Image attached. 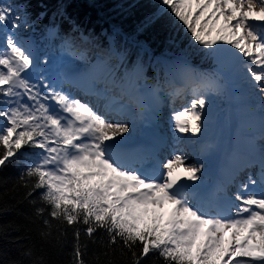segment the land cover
<instances>
[{
  "label": "snow or ice",
  "instance_id": "obj_1",
  "mask_svg": "<svg viewBox=\"0 0 264 264\" xmlns=\"http://www.w3.org/2000/svg\"><path fill=\"white\" fill-rule=\"evenodd\" d=\"M158 4L144 27L167 13L190 46L206 50L222 66H239L248 89L264 96V0H158ZM31 27L26 7L0 2V167L23 157L21 182L31 189L28 196L41 190L39 199L45 205L37 207L35 215L51 218L43 219L47 231L41 237L51 236V221L58 222L60 236L66 234L61 225L72 226L69 264H91L85 260L87 242H81V235L96 243L97 229L107 236L102 247L118 245L122 254H131V264H143L153 253L164 264H264V149L259 180L248 174L237 181L251 162L233 164L225 175L219 190L235 186L227 197L229 212L234 208L235 214L226 215L219 204L211 211L213 205L187 183L199 179L203 165H185V158L175 155L163 162V170L159 164L132 167L117 139L130 131V124L108 118L110 113L125 118L142 114L149 101L154 108L165 88L173 89L167 93L173 97L190 88V100L173 119L179 132L200 133L207 105L203 93L216 89L214 78L184 63L179 73L184 88L174 86V65H167L162 82L149 83L138 53L100 49L87 72L58 74V81L95 97L94 106L56 86L42 72L37 78L33 72L40 59L37 45L19 31ZM56 35L55 30L47 32V37ZM80 38L88 42L82 33ZM61 47L76 59L89 60L74 36L63 37ZM192 50L195 54L197 49ZM113 57L117 63H112ZM97 73L107 85L103 90L96 87ZM261 108L264 118V103ZM33 255L32 248L20 252L30 264H47L43 256ZM93 257L99 264V256ZM8 264H23V259Z\"/></svg>",
  "mask_w": 264,
  "mask_h": 264
},
{
  "label": "trees",
  "instance_id": "obj_2",
  "mask_svg": "<svg viewBox=\"0 0 264 264\" xmlns=\"http://www.w3.org/2000/svg\"><path fill=\"white\" fill-rule=\"evenodd\" d=\"M0 2L19 5L21 9L26 7L32 27L19 31L26 38H33L37 44L40 50L39 62L42 66H47L53 59L52 54L60 52L63 37L74 36L77 45L81 50H87L89 56L88 61L76 57L73 59L79 67L93 62L95 53L100 49L113 48L129 54L138 53L144 62V78L149 83H155L157 80L162 82L167 65H174L175 86L180 78L181 64L184 63L189 69L206 74L214 80L225 78L219 67L214 65L213 56L206 55V50H200L198 46H190L189 38L182 29L173 28L172 18L167 13L153 24L144 27L146 18L157 13L158 0H0ZM50 29L55 30L57 35L47 37ZM81 33L88 37V42L85 43L80 38ZM193 48L197 49L195 54ZM50 49L53 51L48 56L46 53ZM131 58L136 60L137 57L133 55ZM114 59L115 57L112 63ZM168 89L165 88V91L159 93L160 98L164 97ZM25 167L21 156L0 167V262L8 264L10 260L23 259V264H30L27 258L20 256V252L32 248L33 259L43 256L47 264H69L74 241L73 227L61 225L66 234L60 236L57 231L58 222L51 221V236L46 239L41 237V232L47 231L43 219L51 218L46 214L45 217L35 215L36 208L45 205L39 199L41 190L32 192L31 196L27 195L31 189L25 187L20 179ZM94 238L96 243H92L83 233L81 235V242H87L86 261L96 264L93 257V254H96L99 256V264H108L109 260L112 264H131V254H122L118 245H113L111 249L102 247V244L107 243V236L102 229H97ZM123 251L126 253V250ZM103 252H109V255H101ZM143 264H164V261L153 253L143 260Z\"/></svg>",
  "mask_w": 264,
  "mask_h": 264
},
{
  "label": "rangeland",
  "instance_id": "obj_3",
  "mask_svg": "<svg viewBox=\"0 0 264 264\" xmlns=\"http://www.w3.org/2000/svg\"><path fill=\"white\" fill-rule=\"evenodd\" d=\"M29 39L33 40V38ZM224 47L228 46L224 45ZM39 51L40 50L37 48L36 55L40 58ZM52 51L53 49H50L46 54L49 56ZM59 51L60 52L58 53L52 54L53 59L49 61L47 66H42V64L38 62V65L33 69V72L36 73L37 78L42 72L44 76L55 83L56 86H62L65 90H71L81 99L91 100L95 106L97 103L95 97L86 96L82 90L78 89L73 84L58 81V74H61V76L63 74L71 76L73 74L87 72L90 63H86L83 67H79L76 62H73V59L75 58L73 54L62 50V48L59 49ZM44 56L45 54L42 55V57ZM213 60L214 65L219 67L220 73H222L225 78L220 77V79L215 80L217 85L215 90L205 91L203 93L207 100V105L202 110L203 127L200 133H181L175 127V121L173 119L174 112L183 110L191 98V89L184 88V84L180 78L176 81L175 88H184V91L179 96H169L167 93L173 90L172 88H169L167 92H165L164 97L160 98L159 103L156 104L154 108L151 106L152 102L149 101V107L142 114L137 113L134 117L125 118L116 115L115 113H110L108 118L113 122L116 120H122L132 125L130 126V131L123 136V138H131L133 135L137 134L138 130H136V128L138 129L139 122L144 117L143 115H146V113H152V121L147 119L143 121L145 125L155 130L156 142L162 149L157 147V145H155V148H160L161 153L153 148L151 150L149 144L151 143V145H153V142L148 141L147 136L144 135L145 137L140 140L138 144L140 146L143 142L140 147L146 145L147 149L145 152H143L141 148L126 150L128 153V155H125L126 158H133L136 155L144 154V157L141 160H138V163L132 167L141 168L144 167L145 164H150V167H155L159 164L162 169L163 162L175 155L183 156L185 158V165H203L198 174L199 179L195 182L188 181L187 183L190 185H197L194 187H196V190L204 196L206 201L209 203L210 201L216 202L227 215L235 214V209L232 208L231 212H229L228 204H223L221 200H227V197H231L232 193L235 191V186L228 185L224 191L219 190L222 186L225 175L230 169L223 164V154H231L233 150H235L233 140L237 137H240L238 140H242V142L248 137L253 146V149L249 150V155L252 157L251 162L257 161L260 163L258 156L261 157V149H264V118H262L261 115V105L264 103V96L260 95L259 90L248 89L246 83L242 79V73L239 66H222L214 56ZM117 62L118 61L115 58L114 63ZM91 63L94 64L95 60ZM66 66H70L73 69V72L67 73L69 68L66 69ZM97 75L99 79L96 87L98 90H103L107 85L103 84L104 80L102 74L97 73ZM100 110L103 111V101L100 102ZM245 114L251 116L249 119L252 124L249 122H242L241 119L238 118L239 115ZM204 132H207L211 139L207 146V152L201 156V144L199 141ZM120 146V150H123V146L121 144ZM226 155L227 157L230 156L229 154ZM241 158L242 155L238 157L239 160H241ZM248 161H250V159ZM152 162H154L153 166ZM222 166L224 168H222ZM248 174H252L254 178L258 179V169H254L251 165L244 173L239 174L237 181L246 180ZM203 190L204 193H202ZM209 193L210 196H208ZM211 211H215L213 210V207Z\"/></svg>",
  "mask_w": 264,
  "mask_h": 264
},
{
  "label": "bare ground",
  "instance_id": "obj_4",
  "mask_svg": "<svg viewBox=\"0 0 264 264\" xmlns=\"http://www.w3.org/2000/svg\"><path fill=\"white\" fill-rule=\"evenodd\" d=\"M67 68H71V67L70 66H66V69ZM143 116L144 117L142 118V120L139 123H141L145 119L150 120V121L153 120V114L152 113H146V115L144 114ZM250 117L251 116L250 115H247V114H245V115H239L238 116V118H240L242 122L244 121V122H249L250 124H252L251 121H250V119H249ZM130 126H132V125H130ZM136 130H139V128L138 129L136 128ZM207 134H208L207 132H204L203 135H202V137H201V139H200V141H199V143L201 144V146H200V154H201V156L205 152H207V146H208V143L210 142V139H211V138H209L207 136ZM144 135L147 136L148 141L153 142V145H151V143L149 144V146H151V150L153 148L154 150H157V152L161 153V149L162 148H161V146H158V144L156 142L155 130L154 129H151L149 126L145 125L143 127L142 134L139 135V140H142L145 137ZM137 137H138V134L133 135L131 138L130 137L129 138H117L118 139V143H119V147L121 148V146H120L121 143H123V142H125L127 140H130L132 138H137ZM239 138L240 137H237L235 140H233V146H235V150H233V152L231 154L230 153L223 154V157H224L223 164L228 169L233 164H236V163L251 162L252 157H251V155H249V150H252L253 149V146L251 145V142H250V140H249L248 137H246L243 140V142H242V140H238ZM150 139H152L153 141L150 140ZM237 140H238V142H237ZM142 143H141V145H142ZM155 145H157V147H160L161 149L160 148L156 149L155 148ZM140 146H139L138 143H136L132 148H126V149L124 148L123 150H120V151L122 152V154L124 156L125 155H128V153L126 152V150H132L134 148H137V149L138 148H141V150L143 152H145L146 149H147L146 145H143L142 147H140ZM201 152H203V153H201ZM226 154H229L230 156L227 157ZM240 155H242L241 160L238 159V157ZM143 157H144V154H141V155H136L133 158L132 157H128L127 159H129L132 162L131 163V166H134L136 163H138V160H141ZM258 157H259L258 159L260 160L261 157L260 156H258ZM249 159H250V161H248ZM143 163H142V165H143ZM155 164H156V162H155ZM251 165H252V163H250V166ZM252 166L254 167V169H256V166L255 165H252ZM222 168H224V167L222 166ZM247 169H248V167L245 168L244 171H242L240 174L244 173ZM193 186H197V185H193ZM202 193H204V190L202 191ZM208 196H210V193L208 194ZM221 201L223 202V204H227V200H221ZM210 203L213 205V210H215V205H217V203L216 202H213V201H210Z\"/></svg>",
  "mask_w": 264,
  "mask_h": 264
}]
</instances>
